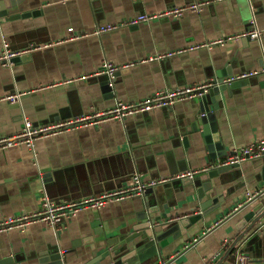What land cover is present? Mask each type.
Listing matches in <instances>:
<instances>
[{"label": "crops", "instance_id": "obj_1", "mask_svg": "<svg viewBox=\"0 0 264 264\" xmlns=\"http://www.w3.org/2000/svg\"><path fill=\"white\" fill-rule=\"evenodd\" d=\"M201 1L207 0H21L17 6L1 8L8 15L0 18V54L4 42L12 50L35 48L11 66L0 62V138L18 133L24 119L46 126L106 110L118 102H137L162 90L211 80L222 83L235 74L264 68V0H213L198 12L164 15L94 34L100 26ZM254 28L260 32L258 39L234 38L190 51L193 45ZM180 50L109 76L114 90L107 95L98 77L72 81L99 70L104 61L121 67ZM255 78L253 83L219 93L215 125L224 147L215 160L200 137L199 99L39 139L32 147L22 144L0 150V222L36 211L43 194L53 201H70L121 189L135 174L145 181L174 176L215 165L264 139V75ZM13 93L21 94L18 102L3 100ZM210 108L213 114L214 104ZM217 169L189 182L183 179L189 184L182 187L180 183L177 191L163 190L167 197L159 204L170 207L162 211L195 220L159 257L140 264H237L241 254L248 257L247 264H264V210L241 225L245 214L264 204V195L232 213L248 191L264 186V158L248 160L224 173L213 172ZM205 184V196L199 199L197 190ZM147 198L143 194L85 210L60 232L43 223L0 232V260L11 256L20 264H43L42 253L50 252L46 255L50 261L52 251H58L67 264L100 259L121 235L132 231L138 205Z\"/></svg>", "mask_w": 264, "mask_h": 264}, {"label": "built area", "instance_id": "obj_2", "mask_svg": "<svg viewBox=\"0 0 264 264\" xmlns=\"http://www.w3.org/2000/svg\"><path fill=\"white\" fill-rule=\"evenodd\" d=\"M216 1L221 2L225 0ZM211 2H213V0L192 3L183 7L168 10L167 12H164L162 14H142L137 17L120 22L118 24L100 26L95 29L94 34L100 35L103 33L114 31L124 26H137L142 23L151 22L157 18L163 17L164 15L180 17L183 13L188 11L198 12L202 9L203 6ZM251 23L254 25L255 20H251ZM79 37H82V34ZM242 37H246L249 39H258L260 37V32L258 31V29L254 28L252 30H249L248 32L236 34L235 36L220 38L217 40L206 42L204 44L193 45L190 47V51L202 48H212L216 45L226 43L227 40ZM34 48L35 47H30L25 50H12L9 46V43L4 42L3 50L0 54V62L4 66H11L15 58L21 57L31 52ZM181 52H183V50L177 52H169L167 54H159L156 56H151L149 58H142L137 61L124 64L121 67L114 65L110 61H104L99 70L91 74L81 75L77 78L72 79V81H84L102 75L114 77V75L121 69L123 70L134 67L136 65L162 60L166 57H171L176 53ZM261 74L264 75V68H262L261 70H254L235 74L224 79L222 83H220L232 84L233 82L248 80ZM220 83L218 80H211L194 86L162 90L157 92L156 94H153L152 96H149L137 102H118L116 105L106 110L96 111L91 114L71 118L65 121H58L53 124H48L46 126L34 125L30 120L24 119L22 129L18 133L0 138V150L11 149L22 144L32 147L35 142L39 139L56 136L65 132H69L71 130H77L78 128L96 126L98 124H102L109 121H124L138 114L148 113L155 109H162L172 106L177 102L201 99L202 97L207 95L211 89L220 86ZM20 96V93H13L4 97L3 100L14 104L19 101ZM260 158H264V139L252 142L246 147L236 151L233 155L223 160H220L215 165L200 167L174 176L158 178L157 180L145 181L141 175L135 174L132 179V182H130L121 189L105 191L100 194L89 195L80 199L70 201L55 202L47 194H43L40 206L36 211L32 213L21 214L1 221L0 232H7L15 229L23 230L26 227L37 223H43L50 229L55 230L56 232H60L66 226L67 222H69L85 210H99L109 204L128 201L133 199L134 197L142 196L148 188L168 184L177 180L194 179L196 176H199L200 174L207 172L212 168L238 166L248 160ZM263 195L264 186L259 189L248 191L243 201L236 206L232 213L240 210L247 204L251 203L253 200L262 199ZM194 241L196 242L197 239H195ZM247 261L248 257L246 255L241 254L240 256H238L237 264H247ZM207 264L210 263L208 262Z\"/></svg>", "mask_w": 264, "mask_h": 264}, {"label": "water", "instance_id": "obj_3", "mask_svg": "<svg viewBox=\"0 0 264 264\" xmlns=\"http://www.w3.org/2000/svg\"><path fill=\"white\" fill-rule=\"evenodd\" d=\"M20 2L21 0H6V2L3 3L1 0L0 18H5L8 15V11H4L1 8L6 5L10 7L11 4L13 6H17ZM22 17L25 16L22 15ZM7 19L13 20L14 17ZM25 58L26 57H24V59ZM20 59H22V57H17L14 61ZM115 76H117V74H115L114 77ZM97 80L100 82L104 94L107 95L113 92L114 88L112 79L108 75L99 76ZM255 80H257V78L254 77L248 80L234 82L232 84H221L209 91L208 96L210 97V101L207 95L199 99V109L197 113L202 126L200 137L212 159L215 160L217 157H220V151H223L224 147L221 142L217 126L215 125V118L219 116V107L221 103L219 93L226 90L230 91L231 88H234V86H242L253 83ZM211 104H214L215 112L213 114L210 112ZM195 132H198L197 129H195ZM236 167L237 166L219 168L213 172L216 174L222 172L224 173L233 170ZM187 180L189 182V179ZM187 180H177L179 183L177 181H173L162 185V188L164 189H157V187L148 188L144 193L148 196V198L143 201V205H138L139 207L137 206L140 210L136 214V224L132 227V231L129 234L121 235L116 243L111 246L109 252H106L102 258L92 260L86 264H140L148 259L159 257V254L163 251V249L180 238L181 235L185 234V231L188 229L190 223L195 220V218H188L187 220L176 218L178 214L166 213L162 211L163 209L167 210L170 207V204L166 203L162 206L159 204V201H164L166 199V190L174 189V191H177L178 189H176V187H178L180 183L182 184V187L184 184H189L186 183ZM190 181L192 182V180ZM197 184V186H200V182H197ZM204 188H207V184L202 185L197 190L199 199H202L205 196ZM214 201L216 203V200ZM55 202L60 201L56 200ZM263 205L264 204L262 203L261 206L258 205L254 210L245 214L241 225L251 222L256 216L260 215L264 210ZM202 208L204 209L205 206L203 205ZM159 212L161 213L160 215ZM197 217L202 218V216ZM110 245H112V242ZM52 252L53 255L50 256V261L46 258V255H50V252L42 253L43 258L41 259V263L67 264V260L64 259L63 261V258L58 251ZM108 257L110 260L107 261L106 259ZM0 264H20V262L15 257L5 256L0 260Z\"/></svg>", "mask_w": 264, "mask_h": 264}]
</instances>
